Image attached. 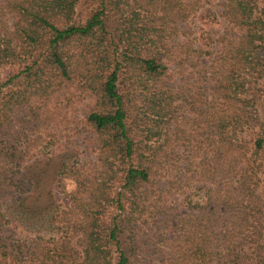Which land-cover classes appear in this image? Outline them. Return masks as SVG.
Returning <instances> with one entry per match:
<instances>
[{
  "label": "trees",
  "instance_id": "obj_1",
  "mask_svg": "<svg viewBox=\"0 0 264 264\" xmlns=\"http://www.w3.org/2000/svg\"><path fill=\"white\" fill-rule=\"evenodd\" d=\"M211 1L0 0V264H264V0Z\"/></svg>",
  "mask_w": 264,
  "mask_h": 264
},
{
  "label": "rangeland",
  "instance_id": "obj_2",
  "mask_svg": "<svg viewBox=\"0 0 264 264\" xmlns=\"http://www.w3.org/2000/svg\"><path fill=\"white\" fill-rule=\"evenodd\" d=\"M225 0H212L210 7L217 18L215 20H209L206 25H203L199 22L191 23V34H187L193 43L197 46L203 47L205 51L217 52L219 48V40L224 37V33H229L230 36L241 37L243 34L238 31L231 29L227 22L221 17L223 11V5ZM16 18L14 16H8L7 21L11 25L15 22ZM172 70V67H170ZM5 71H0V75H4ZM94 102L92 99L87 98L77 109V118L81 119L85 113L93 108ZM94 146L85 144L80 141H75L72 145L65 147L61 152H58L55 157L51 158L50 161L39 162L38 165L30 167L28 173L43 177V180L40 182L41 187L36 191L32 202L29 203L30 207H37L43 201L44 193L50 185V179L55 172L57 171L60 162L64 159H69L72 154H77L82 161H88L95 163V153L93 152ZM74 189L73 183L69 180L65 181V192L70 193ZM36 197L40 198V204L36 203ZM61 201L65 207H68L67 199L63 196Z\"/></svg>",
  "mask_w": 264,
  "mask_h": 264
}]
</instances>
